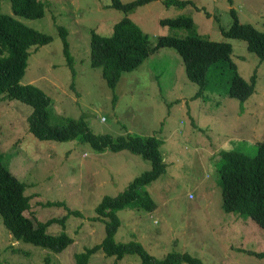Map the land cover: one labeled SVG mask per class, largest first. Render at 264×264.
Segmentation results:
<instances>
[{"label":"rangeland","instance_id":"rangeland-1","mask_svg":"<svg viewBox=\"0 0 264 264\" xmlns=\"http://www.w3.org/2000/svg\"><path fill=\"white\" fill-rule=\"evenodd\" d=\"M44 14L29 18L15 14L10 0H1V11L51 35L27 59L23 83H33L51 98V123L83 117L95 133L113 136L155 134L166 170L145 185L155 201L151 210H117L120 225L115 239L139 240L156 257L168 251H188L206 264H264V229L221 206L218 151L237 149L254 154L264 141V59L246 47L243 39L226 37L235 8L240 21L264 30V0H190L182 6L151 0L129 16L153 44L157 35L189 33L171 28L159 19L178 14L192 16L196 31L210 39L231 43V59L246 79L255 71L254 91L240 101L226 91L231 69L218 61L199 85L185 73L176 49L161 46L134 69L124 70L114 88L101 75V66L90 59V29L109 34L125 12L111 0H43ZM128 1V0H122ZM58 25L67 29L72 70L66 62ZM73 82V85L71 83ZM113 96L115 99H113ZM31 106L15 98L0 99V154L7 167L25 182L31 196L30 211L39 219L69 214L64 225L50 224V233L65 231L72 241L61 251L15 240L0 216V264H77L75 253L101 241L104 221L92 219L104 195H114L136 175L150 167L140 154L123 149L95 150L79 136L68 140L39 139L27 128ZM209 152V153H208ZM214 153V154H211ZM61 200L65 205H44ZM140 264L136 253L121 258L102 249L87 264ZM181 264H190L181 262Z\"/></svg>","mask_w":264,"mask_h":264},{"label":"trees","instance_id":"trees-1","mask_svg":"<svg viewBox=\"0 0 264 264\" xmlns=\"http://www.w3.org/2000/svg\"><path fill=\"white\" fill-rule=\"evenodd\" d=\"M15 14L34 18L44 14L43 0H10ZM151 0H111L110 6L121 9L125 14L114 22L109 34H102L90 29V59L94 66H101V75L107 85L114 88L122 71L136 68L141 61L161 46H171L180 55L186 76L199 85V94L207 82L206 72L218 61L231 69L230 83L226 93L244 101L253 91L256 82L254 71L248 79L244 78L231 59L232 46L227 40L210 39L196 31L194 20L188 14H178L159 19L161 24L171 28H183L189 31L185 35L159 34L153 44L146 34L129 16L139 5ZM190 0H163L166 5L182 6ZM231 1V0H230ZM1 2V0H0ZM232 21L225 28L220 26L226 37L243 39L248 50L264 59V30L252 23L240 21L235 8H230ZM63 42L66 62L72 70L73 56L69 51L67 29L58 25ZM51 40V35L34 28L12 14L1 11L0 4V99L15 98L31 106L27 115L28 130L39 139L68 140L80 137L95 150H129L149 159L150 167L136 175L125 188L114 195H104L95 206L92 219L104 221L105 234L101 241L86 246L75 253L77 264H87L89 257L98 249L108 255L121 258L127 253H136L140 264H206L198 256L188 251H168L163 257H156L148 252L137 239L120 241L115 239V232L120 225L117 210L122 208H144L151 210L155 201L145 185L166 170V162L160 145L162 139L155 134L138 136L130 133L118 134L95 133L83 117H68L63 123L49 121L48 108L50 96L33 83L21 82L27 59L39 45ZM73 85V82L71 83ZM113 99L114 96H113ZM218 183L221 188V206L226 212H233L244 219L251 218L264 229V141L257 143L254 154L237 149L218 151ZM26 184L20 180L4 163L0 154V216L11 236L17 241L30 242L53 251H61L72 237L65 231L50 233L47 228L54 222L64 225L69 214L81 215L79 209L66 206L61 200L45 201L44 205H65L67 212L62 216L39 219L30 211L31 196L25 192ZM257 255L264 251L250 250ZM112 264H116L114 261Z\"/></svg>","mask_w":264,"mask_h":264},{"label":"crops","instance_id":"crops-1","mask_svg":"<svg viewBox=\"0 0 264 264\" xmlns=\"http://www.w3.org/2000/svg\"><path fill=\"white\" fill-rule=\"evenodd\" d=\"M209 153V152H208ZM211 154H214V153H211Z\"/></svg>","mask_w":264,"mask_h":264}]
</instances>
